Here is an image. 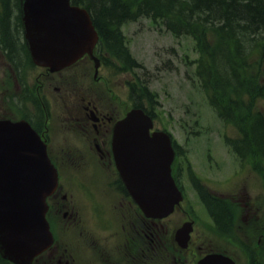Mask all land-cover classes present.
Masks as SVG:
<instances>
[{"label": "flooded vegetation", "instance_id": "obj_1", "mask_svg": "<svg viewBox=\"0 0 264 264\" xmlns=\"http://www.w3.org/2000/svg\"><path fill=\"white\" fill-rule=\"evenodd\" d=\"M99 73L94 80L105 92L94 90L96 85L90 80V66L86 59H81L59 72L38 69L36 76L21 78L22 85L16 88L17 93L7 91L0 94V115L19 113V117L28 119L47 144L48 154L60 173L74 177L93 194L119 192L128 209L114 231L105 227L100 233L104 240L101 250H93L90 240L89 244L86 243L87 252L77 249L66 254L64 243L58 241L40 264H196L197 254H202L201 258L213 250L202 246L196 220L187 249L180 250L170 237L157 236V230L163 231L161 222L157 224L143 218L127 197L115 171L110 148L111 131L120 117L118 104L123 100L122 95L114 92L110 80L116 82L122 75L115 78L104 68ZM13 99H18L16 107L8 103ZM215 165L209 167L215 174L212 183L201 178L197 179L196 185L190 181L201 207L210 217H202L201 220L216 231L214 240H227L228 249L214 252L231 258L234 264H264V222L258 217L261 207L252 202L264 193V165L254 163L251 158L245 167L246 172L234 160L216 161ZM237 174L256 178L260 182L261 194L253 195L247 180L242 196L235 191H227L224 195L217 193L216 197L218 187L227 185L228 178ZM219 196L228 197L231 203L239 201L236 205L244 208V226L237 231L241 232L237 236L238 241L233 233L234 226L238 224L233 216L234 204ZM73 211L67 228L77 244L83 238V223L79 218V207ZM54 212L58 214L60 210L55 208Z\"/></svg>", "mask_w": 264, "mask_h": 264}, {"label": "trees", "instance_id": "obj_2", "mask_svg": "<svg viewBox=\"0 0 264 264\" xmlns=\"http://www.w3.org/2000/svg\"><path fill=\"white\" fill-rule=\"evenodd\" d=\"M72 2L91 13L108 51L127 58L118 28L141 16L159 21L173 36L191 37L200 53L194 74L209 105L226 122L245 126L244 141L237 147L241 154L264 156V116L257 107L264 102V0ZM16 7L17 0H0V45L20 54Z\"/></svg>", "mask_w": 264, "mask_h": 264}, {"label": "water", "instance_id": "obj_3", "mask_svg": "<svg viewBox=\"0 0 264 264\" xmlns=\"http://www.w3.org/2000/svg\"><path fill=\"white\" fill-rule=\"evenodd\" d=\"M22 11L26 37L30 39L31 54L40 64L50 65L51 69L55 70L73 62L84 52H91L97 34L85 9L70 6L69 0H24ZM145 120L147 117L142 116L140 110H134L121 122L124 125L121 132L125 130V125L140 124ZM9 126H6L5 122L0 123V140H4L3 134H25V130L20 125L11 128V132H4L10 130ZM1 146L4 145H1L0 141V148ZM5 164L6 166L0 160V248L9 245L12 252L5 248V254L23 264L32 254V252L23 253L24 247L43 238L33 231L37 222L39 227L45 208L44 196L48 192H38L35 198L34 195L22 193V187L27 181L23 174L19 179L14 180L13 187L8 188L4 172L9 165ZM165 165H169V161ZM11 174L9 175L12 176ZM165 176L166 174L163 177ZM155 182V192L151 194L136 193L131 186L130 188L143 209L159 215L171 210L173 204L178 202L179 196L174 191L168 174L166 183L167 186H172L170 190L157 187L159 182L157 175Z\"/></svg>", "mask_w": 264, "mask_h": 264}, {"label": "rangeland", "instance_id": "obj_4", "mask_svg": "<svg viewBox=\"0 0 264 264\" xmlns=\"http://www.w3.org/2000/svg\"><path fill=\"white\" fill-rule=\"evenodd\" d=\"M123 33L127 38L128 47L132 56L149 70H144L146 72L144 74L145 76L141 75L140 77H143L146 80L148 78L147 82L149 84V89L157 93L159 107L156 111L160 118L159 122L166 124L168 129L175 134L177 139L183 141L184 135L180 130V125H186L185 121H188L189 123H191V121L193 122L195 117L191 111L186 112L185 109V103L189 101L188 93H192L193 91L190 85L187 84V81H184L186 65L179 60V57H177V53L180 54V52L176 39L164 29L160 30L159 27H156L147 19H139L138 21L126 24L123 27ZM182 42V47L186 49L188 57L193 58L195 53H191L192 40L190 43L189 38H184ZM172 47L176 49V52L171 51ZM166 59L171 61L170 66H166ZM156 67L159 70H157ZM193 98H199L203 102L201 103L200 111L201 119L203 121L207 120L212 122L216 129H221V127L212 119V111L208 108L206 109V105L201 96L196 97L194 95ZM257 107L258 110L264 114V102L258 101ZM233 132V129H230L231 135L234 134ZM212 138H214L213 135ZM212 138L209 139L208 144L206 138L204 141L203 138L199 141H190L187 155L189 158L188 160H190L189 165L193 169V172L200 171L202 160L200 151L202 150L204 155L207 145L210 146V153L212 155L217 156L221 154L222 146L216 143ZM215 138L216 141L219 140L218 134H216ZM229 156L230 154L228 157ZM182 220L183 218L180 214H176L173 221L168 224L169 228H178L181 225ZM243 226L242 221L234 226L233 233L235 234L234 238H236V240L237 236L241 234V232L237 231ZM218 242L219 241H214L210 244H213L212 246H219V248L228 249L227 240H221L219 244H217Z\"/></svg>", "mask_w": 264, "mask_h": 264}, {"label": "bare ground", "instance_id": "obj_5", "mask_svg": "<svg viewBox=\"0 0 264 264\" xmlns=\"http://www.w3.org/2000/svg\"><path fill=\"white\" fill-rule=\"evenodd\" d=\"M239 21V20H238ZM235 22V21H234ZM258 31V30H257ZM259 32H260V30H259ZM239 35V34H238ZM241 35V34H240ZM241 37V36H240ZM6 41V40H5ZM258 124V123H257Z\"/></svg>", "mask_w": 264, "mask_h": 264}]
</instances>
